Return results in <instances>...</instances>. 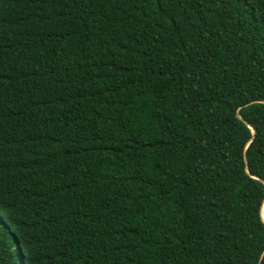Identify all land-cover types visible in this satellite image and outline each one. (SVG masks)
<instances>
[{"label":"trees","instance_id":"16d2710c","mask_svg":"<svg viewBox=\"0 0 264 264\" xmlns=\"http://www.w3.org/2000/svg\"><path fill=\"white\" fill-rule=\"evenodd\" d=\"M0 264H264V0H0Z\"/></svg>","mask_w":264,"mask_h":264},{"label":"water","instance_id":"95a60500","mask_svg":"<svg viewBox=\"0 0 264 264\" xmlns=\"http://www.w3.org/2000/svg\"><path fill=\"white\" fill-rule=\"evenodd\" d=\"M254 179H257V178L254 177Z\"/></svg>","mask_w":264,"mask_h":264}]
</instances>
